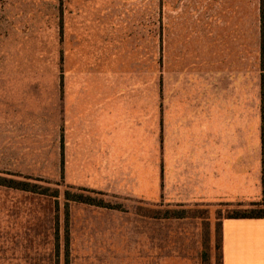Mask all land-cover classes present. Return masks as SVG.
Segmentation results:
<instances>
[{"label": "rangeland", "instance_id": "1", "mask_svg": "<svg viewBox=\"0 0 264 264\" xmlns=\"http://www.w3.org/2000/svg\"><path fill=\"white\" fill-rule=\"evenodd\" d=\"M261 36L264 0H0V177L48 190L0 187V264H221L222 220L261 200ZM127 40L154 81L161 187L165 115L214 99L217 162L226 152L227 170H243L245 199L144 202L69 182V55L119 69Z\"/></svg>", "mask_w": 264, "mask_h": 264}, {"label": "crops", "instance_id": "2", "mask_svg": "<svg viewBox=\"0 0 264 264\" xmlns=\"http://www.w3.org/2000/svg\"><path fill=\"white\" fill-rule=\"evenodd\" d=\"M79 39L74 44L85 46L86 37ZM127 41L119 69L112 59V67L108 62L95 72L96 64H89L85 51L73 61L69 55L65 118L69 182L144 202L161 195L180 204L245 199L243 170H227L226 152L221 164L217 162L214 99L195 102L179 116L165 115L161 187L154 81L150 85L145 62L141 72L131 40ZM220 231L221 264H264V219H223Z\"/></svg>", "mask_w": 264, "mask_h": 264}, {"label": "trees", "instance_id": "3", "mask_svg": "<svg viewBox=\"0 0 264 264\" xmlns=\"http://www.w3.org/2000/svg\"><path fill=\"white\" fill-rule=\"evenodd\" d=\"M263 35V34H262ZM259 142H260V174H261V200L259 202L251 203L247 208H234L228 212V216L224 219H264V40L261 36V48L259 53ZM29 180V179H27ZM0 187L29 193L35 195H46L47 189H42L36 184H32L28 181H19L11 178L0 177ZM84 192H89L86 189H79ZM58 192L55 191L49 195L51 197H57ZM64 199L67 202H74L77 204H85L89 206L106 207L103 202L92 198L90 196H84L83 194H70L65 192ZM109 206H107L108 208ZM240 207V206H236Z\"/></svg>", "mask_w": 264, "mask_h": 264}]
</instances>
